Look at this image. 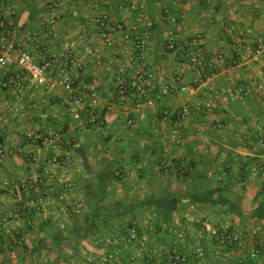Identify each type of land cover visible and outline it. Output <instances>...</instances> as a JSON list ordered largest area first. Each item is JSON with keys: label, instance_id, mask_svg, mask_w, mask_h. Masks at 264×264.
<instances>
[{"label": "crops", "instance_id": "crops-1", "mask_svg": "<svg viewBox=\"0 0 264 264\" xmlns=\"http://www.w3.org/2000/svg\"><path fill=\"white\" fill-rule=\"evenodd\" d=\"M100 14L110 20L112 48L95 23ZM0 19L6 43L49 62L52 74L72 58L90 66L76 84L81 103L27 79V100L0 90V148L19 151L0 159V264H162L176 254L181 264H264V0H0ZM118 23L151 36L147 97L117 96V68L131 59ZM170 36L179 46L167 52ZM216 52L224 59L205 87L187 56ZM98 59L113 60L112 72ZM17 72L0 68L2 77ZM83 85L100 99L96 108ZM208 87L220 98L208 101ZM232 92L243 99L223 100ZM64 156L69 164L52 162ZM226 233L242 240L229 258ZM197 247L201 259L191 256Z\"/></svg>", "mask_w": 264, "mask_h": 264}, {"label": "built area", "instance_id": "built-area-1", "mask_svg": "<svg viewBox=\"0 0 264 264\" xmlns=\"http://www.w3.org/2000/svg\"><path fill=\"white\" fill-rule=\"evenodd\" d=\"M9 1V0H4ZM57 3H52L51 8L53 11L57 10ZM130 9L132 11L137 10V4L131 3ZM144 14H140V18H143ZM58 16L53 15L50 19L46 21V32L49 36H52L55 31V22ZM110 20L106 14H100L95 18V23L101 28L100 37L103 40L104 44L112 48L114 47V39L110 36V32L107 29ZM111 25V24H110ZM4 20L0 19V31L5 28ZM114 29L120 32L126 31L123 24H113ZM128 33H125L122 37V42L126 49L131 51L130 61H125L119 64L117 68L116 76V93L119 98L130 97L131 94H138L141 97H147L149 93L152 92V87L150 86L149 80L151 74L148 72V50L150 46L151 36L149 33L145 32L143 34H137V28L131 27ZM179 43L174 36H170L169 40L165 44V50L167 52L174 51L178 48ZM248 55L245 59H248ZM224 59L223 52H216L210 54L206 58H202L197 54L189 53L187 56V67L188 70L197 72L203 71L201 83L207 87V83L210 79L212 70L216 67L217 63ZM136 62L135 66H132L131 63ZM17 65L19 72L11 73L6 77L0 75V90L6 91L8 93L16 94L19 100H27L26 90H25V80L27 79L35 88H43L46 91L50 92L56 90L57 88H62L68 95L67 99L70 102L81 103V99L76 92V84L80 82V75L82 72L89 69V65L86 61L80 60L78 58H72L67 66L56 74H52L50 71L49 62L37 63L32 55L26 51L17 52V49L8 43L4 37L0 35V68H11L12 66ZM95 66L106 72H112L114 68V61L105 62L102 59L95 61ZM204 79V80H203ZM264 84H260L258 87L263 88ZM172 89L171 84H167L164 87V93L168 94ZM183 88L182 90H186ZM82 90L85 91V95L90 98L91 102L88 105L89 108H96L99 105V98L94 92H90V88L87 85L82 86ZM208 101L217 100L220 98V93L218 90L208 87L207 93ZM237 98L243 99L242 95L235 94L234 92L225 96L223 100H236ZM149 105L152 104L150 100ZM203 109L207 110L211 107L209 102H204ZM199 107V106H198ZM30 108L35 109V106ZM197 110H201L198 108ZM189 114V109H184L178 113L177 117L183 121ZM144 114L140 115V118H144ZM75 118H79L76 114ZM172 121V120H171ZM94 120H88V124H92ZM133 121L128 120L127 124L131 125ZM221 122H218V127H220ZM23 138H26L27 141L34 147L39 143L41 136L39 134H32L30 132H25L22 134ZM200 136V134H198ZM260 141H264V132H261L259 135ZM171 139L174 143H179V139L176 134L171 136ZM19 153L17 149H5L0 148V159H4L7 155L12 153ZM71 161L69 156H64L63 158L55 157L52 161L53 163H59L60 165H67ZM172 162L166 164L164 167L172 166ZM43 173L50 178V169L49 167H44ZM68 186H71V183H68ZM213 235L218 236L219 232L213 230ZM179 238H182V234L178 235ZM221 240L227 246L224 249L223 255L229 258L232 255V250L234 248H239L242 246V240L239 235L235 233H226ZM223 248V247H222ZM259 252L258 249L254 248L251 252L253 256L257 255ZM191 256L196 259H201L203 256L202 249L200 247L194 248L191 251ZM104 261H109V257H104ZM182 256L179 254L172 255L171 257H165L162 264H181ZM201 264V262H199ZM237 264H243L238 262Z\"/></svg>", "mask_w": 264, "mask_h": 264}, {"label": "trees", "instance_id": "trees-1", "mask_svg": "<svg viewBox=\"0 0 264 264\" xmlns=\"http://www.w3.org/2000/svg\"><path fill=\"white\" fill-rule=\"evenodd\" d=\"M213 71H215V70H213ZM135 95H136V94H135ZM115 177H116L117 179H120L121 176H119L118 173L116 172V173H115Z\"/></svg>", "mask_w": 264, "mask_h": 264}]
</instances>
